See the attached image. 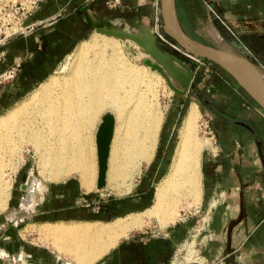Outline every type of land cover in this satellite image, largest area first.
Here are the masks:
<instances>
[{
  "label": "crops",
  "instance_id": "1",
  "mask_svg": "<svg viewBox=\"0 0 264 264\" xmlns=\"http://www.w3.org/2000/svg\"><path fill=\"white\" fill-rule=\"evenodd\" d=\"M109 1L36 0L24 19L25 31L0 44V74L18 64L15 77L0 84V112L45 83L97 27L136 30L145 25L158 30V0H119L113 5ZM175 5L179 22L191 37L199 40L196 37L210 18L217 28L216 38L235 40L264 66V0H175ZM218 25L233 35L225 37ZM201 68H192L194 85L186 91L174 80L181 96L193 98L191 90L203 91L213 108L209 118L214 143L202 163L199 206L204 213L208 207L203 218L207 223L196 235L193 253L187 248L182 251L183 242L195 230L196 216L190 213L157 234H129L97 264H264V110L221 71L201 78ZM87 199L91 200L82 195L74 179L52 183L40 197L37 212L46 219L88 221L95 214L89 208L93 202L78 205ZM240 213L228 244V224ZM8 244L3 242L0 249L4 251ZM3 261L23 264L20 258ZM31 264L48 263L33 259Z\"/></svg>",
  "mask_w": 264,
  "mask_h": 264
},
{
  "label": "bare ground",
  "instance_id": "2",
  "mask_svg": "<svg viewBox=\"0 0 264 264\" xmlns=\"http://www.w3.org/2000/svg\"><path fill=\"white\" fill-rule=\"evenodd\" d=\"M101 36L102 44L99 36L80 44L69 71L62 67L60 72L66 73L51 76L30 99L0 117V151L10 138L28 137L44 179L61 181L76 174L88 191L97 174L93 130L102 112L110 111L114 117L105 168L109 185L129 182L150 162L163 119L159 78L133 64L114 41L117 37ZM198 109L195 104L189 107L171 167L157 186L152 207L109 224L47 223L38 229L39 235L57 242L55 247L71 257L78 256L77 264H91L153 218L162 226L176 221L177 207L183 202L191 206L201 195L200 157L205 145L198 141ZM4 175L0 167V209L7 206L11 190ZM24 205L22 211L28 212L30 197Z\"/></svg>",
  "mask_w": 264,
  "mask_h": 264
},
{
  "label": "rangeland",
  "instance_id": "3",
  "mask_svg": "<svg viewBox=\"0 0 264 264\" xmlns=\"http://www.w3.org/2000/svg\"><path fill=\"white\" fill-rule=\"evenodd\" d=\"M11 1H15V0H9L8 2L6 0H0V8L4 4L10 3ZM17 1L27 2L32 0H17ZM210 14L211 16L214 15L213 13ZM126 29L135 30V29H131L130 27ZM3 30L4 27H1L0 25V36H3ZM216 30L217 28L215 27V24L209 18V20L206 21L204 27H202V30L200 31L201 36H197L196 38H198L203 42L214 44L215 46H219V47H224L231 51L239 52L240 54L245 55L246 57L251 59L255 64H257L260 67L259 69L264 73V66L252 58L253 54L251 52L249 53L248 51H246L235 40L233 41L231 39L224 40L221 38L219 39L216 38V35H218V32ZM101 34L102 33L93 31L88 37H86L80 43H78L76 48L67 57H65L59 68L54 73H52L51 76L62 75L67 71H69L72 62L75 59L74 57L76 55V49L80 46L81 43L90 42L92 41V39L96 38V36H99L97 37V41L98 43L102 44L103 40L101 38L102 37ZM164 38L167 40V37L164 36ZM114 41L119 45H121L124 52L126 53V56L133 64L139 66L140 68H144V69L147 68L146 69L147 71L151 72L152 74L155 73L154 75L155 78L156 77L157 79L159 78V80L157 79L156 80L157 82H159L158 93L160 94L159 95L160 104H161L160 108H162L161 111H162L163 119L158 133L156 148L150 162L144 163L142 165L139 174L135 175L132 180H129L130 183L126 182L124 184H119V185L117 184L109 185V183L106 180V171H105V176H104L105 181L102 187L97 188L96 186L97 174H96V178L93 182L92 189L88 191L87 188L82 184L80 177L76 174L70 175L65 180H61V181H51L44 179L39 173L38 158L35 155L32 145L30 144V141L26 140L28 137H23V139H21L19 136H16L15 138H10L9 141L2 147L0 151V167H2V170L6 175V176L4 175L5 180L9 181L10 189H11L9 192L10 197L8 199L7 206L4 209H0V248H2L1 246L3 242L5 244L9 243L8 247L6 249L4 248L3 249L10 256V259L9 257L4 256L0 253V257H2L4 260H14L13 255L14 256L21 255L23 264H31V261H33V259H45L46 263L48 264L49 263L77 264L75 260L76 257L78 256L71 257L70 254L62 251L58 247H55V245H57V242H54L53 240L50 239H43L39 235L38 229H40V227L44 224L47 223L55 224L58 222H65L67 224L69 223L88 224V223H95L96 221H98V223L109 224L119 219L126 218L130 215L142 213L146 211L148 208L152 207L155 200L157 186L163 181V179L165 178L171 167L174 151L179 142V136H180L179 130L181 129L184 123L185 117L188 113L191 104H195L197 108H199L197 135L199 139L198 141L202 145V147L205 145L203 147L202 154L200 157V171H201L202 163L205 158V152L214 143V138L212 137L213 131H211L212 130L210 123L211 120L209 118L210 113L212 112L211 110H213V108L209 102L210 100H208L209 97H205L204 95H202L201 93H205L203 91H198L194 93L192 90L191 92L193 93L192 94L193 98H189L187 96L186 97L181 96L180 91H177L180 90L181 87L174 81L173 78H171L164 70H163L164 73H161L156 69H152L148 64L145 63L146 59H150L151 62L154 61L149 55H147L142 50V48L138 44H136L131 40H123V39L121 40L118 38H116V40ZM233 42L237 43V45L234 44ZM159 44L162 48L168 47V43L163 40H160ZM183 60H185L186 63H189L192 68L202 67L201 78L202 77L204 78L205 73L209 75L212 74V72L221 71L223 76L228 81L237 85L235 81L226 72L221 70L219 67L209 64L203 59L195 60L194 58L192 59L186 57V59L183 58ZM64 66L65 68H67L66 69L67 71L64 69L65 72H60L62 67ZM49 79L51 78L49 77L46 80L49 81ZM42 85L41 86L39 85L38 87L33 89L30 93L24 96V98L19 99L15 103H12L10 107H8V109L0 112V117L4 116L9 110H11V108H13L18 103L30 99L35 94V92L40 90ZM208 89L211 90V88ZM239 90L242 91L241 89ZM243 94L246 95V93L244 92ZM104 112H102L100 116ZM207 112L209 114H207ZM99 121H100V117L96 122L93 130L94 139H95V130ZM95 150H96V146H95ZM96 163H97V156H96ZM30 171L37 179L36 185L41 184L42 191L38 190L37 188H35L33 191V197L36 201V209L32 201V205L30 206L28 212L25 211L23 215H16L17 212L21 211L25 207L24 205L25 200L28 197H30L32 200L31 193H29L27 198L24 200L23 205H21L20 203L22 197L26 193V191L22 189L21 185L25 183L27 179V175ZM199 175L201 179L200 172ZM69 179H74L79 184L82 195L91 199L89 201L88 199L80 200L78 205H81L80 203L85 204L90 201L93 202L89 206V208L91 209L94 208L95 210L94 211L95 214L92 216V219L88 221H70V220L58 221L56 219H46L40 216L37 212L40 209L39 207L40 197L42 196L43 198L45 197L46 189L49 187V185L52 183H61ZM198 184H199L198 187L200 189L201 180L199 181ZM201 190L202 189L199 190V194H202ZM199 198H200L198 199L199 201L198 200H197L198 202L193 201L191 206L190 205L188 206V202H183V205L177 207L178 209L177 215L179 219L186 217L190 213H195L194 215L196 216L193 225L195 230L192 232L191 237H189L188 239H186L185 242H183L186 245H184V247L182 248V251H184L183 250L184 248H187L190 253L196 247L197 244L196 235L200 233L202 227L204 228V225H206L207 223V221H203V218L207 213L208 207L206 212L204 213V210L202 208H199L201 203V195H199ZM178 218H176V221L178 220ZM9 219L10 221L8 222ZM173 221L172 223L176 222ZM170 224H167V226ZM167 226H162L159 223V219L153 218L152 221H150L148 224L144 225L140 229L132 230L129 234L142 233V232L157 234ZM81 253L79 252L78 254L81 255ZM103 257L104 256L98 258L96 261H94L91 264H97L99 260L102 259ZM3 259L0 260V264H16L14 261L10 263L3 261ZM29 259L32 260L29 261Z\"/></svg>",
  "mask_w": 264,
  "mask_h": 264
},
{
  "label": "water",
  "instance_id": "4",
  "mask_svg": "<svg viewBox=\"0 0 264 264\" xmlns=\"http://www.w3.org/2000/svg\"><path fill=\"white\" fill-rule=\"evenodd\" d=\"M158 14V33L167 37V48L160 46V38L156 32L151 31L145 25L139 26L136 30L126 29L122 26H101L97 27L96 31L119 39L131 40L138 44L154 61L151 62L150 59H146L145 63L161 73L165 71L185 91L194 85L195 70L191 68L189 63L183 60V56L210 61L222 68L264 110V74H262L257 64L239 52L199 41L187 34L179 22L175 0H158ZM217 27L225 37L229 38L233 35L229 30L223 29L220 25ZM233 43L237 45V43ZM197 70L199 71V68ZM113 123L114 117L112 112L105 111L101 115L95 130L97 188L102 187L105 181V168L109 154ZM101 139L105 141L103 156ZM21 187L25 190V183ZM24 213L25 211L21 210L16 215H23ZM241 218L242 214L240 213L238 219L229 222L227 227L228 244L231 230Z\"/></svg>",
  "mask_w": 264,
  "mask_h": 264
},
{
  "label": "built area",
  "instance_id": "5",
  "mask_svg": "<svg viewBox=\"0 0 264 264\" xmlns=\"http://www.w3.org/2000/svg\"><path fill=\"white\" fill-rule=\"evenodd\" d=\"M119 0L109 1L108 4H117ZM36 0L32 1H11L4 4L0 8V25L4 27L3 36H0V44H3L10 36L18 33L19 31H25L24 19L35 7ZM156 34L160 38L167 42V40L156 31ZM250 53V52H249ZM199 60V59H195ZM18 64H15L0 74V84L4 81L11 80L15 77Z\"/></svg>",
  "mask_w": 264,
  "mask_h": 264
},
{
  "label": "flooded vegetation",
  "instance_id": "6",
  "mask_svg": "<svg viewBox=\"0 0 264 264\" xmlns=\"http://www.w3.org/2000/svg\"><path fill=\"white\" fill-rule=\"evenodd\" d=\"M104 149H105V141L101 139V151H102V156L104 154ZM34 179V180H33ZM33 180V181H32ZM37 183V179L36 177L33 175V173L30 171L27 175V179L25 181V185H26V188H25V191L26 193L24 194V196L22 197V200H21V205H23V202L24 200L27 198L28 194L31 193V197H32V201H33V205L35 206V209H36V201L33 197V191L35 188H37L38 190L42 191V186L41 184L39 185H36ZM1 250V249H0ZM4 254H6L7 256H9L5 251L1 250ZM10 257V256H9ZM1 259H3L2 257H0ZM18 258H20L22 260V256L21 255H17V256H13V259L15 260H18ZM4 260V259H3Z\"/></svg>",
  "mask_w": 264,
  "mask_h": 264
},
{
  "label": "trees",
  "instance_id": "7",
  "mask_svg": "<svg viewBox=\"0 0 264 264\" xmlns=\"http://www.w3.org/2000/svg\"><path fill=\"white\" fill-rule=\"evenodd\" d=\"M183 58H185L186 59V57H184L183 56ZM206 62H208L209 64H211V65H213V66H216V67H219V66H217L216 64H214V63H212V62H210V61H207V60H205ZM220 68V67H219ZM221 70H223L222 68H220ZM224 71V70H223Z\"/></svg>",
  "mask_w": 264,
  "mask_h": 264
}]
</instances>
